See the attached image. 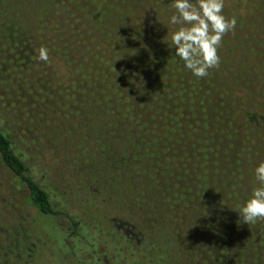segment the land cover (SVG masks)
Wrapping results in <instances>:
<instances>
[{"label": "trees", "instance_id": "1", "mask_svg": "<svg viewBox=\"0 0 264 264\" xmlns=\"http://www.w3.org/2000/svg\"><path fill=\"white\" fill-rule=\"evenodd\" d=\"M35 3L49 13V21L29 17V7L20 3H0V34L8 27L17 31L25 55L22 64H0V162L24 184L36 211L33 216L21 213L22 222L28 223L27 241L21 240L18 250L0 257V264H25L42 250L53 264H264V221L242 228L218 198L224 189L239 186L236 205L240 208L259 187L253 169L260 161L244 160L246 150L264 149V110L251 104L253 93L246 86L249 81L257 84V74L248 62L234 55L229 60L234 80L225 82L209 70L206 77H194L174 54L167 35L135 46L131 36L143 38L148 29L143 0ZM104 3L113 7L110 25L123 35L97 43L81 31L104 12ZM259 4L264 5V0L252 9L260 8ZM241 12L250 15L247 21L252 24L260 17L254 11L255 19L242 6ZM140 15L137 26L132 20ZM223 40L229 43L230 35L226 33ZM50 44L63 53L69 66L79 63L76 70L90 84H95L97 75L106 85L110 98L100 110L101 119L95 120V131L83 121L62 124L33 110L49 87L40 79L42 74L27 78L22 72H31L35 52ZM88 53L99 57V62L90 60V66L78 62ZM127 78L155 91L151 98L155 111L137 114L132 133L116 114L133 108L131 98H121L125 93L119 83ZM165 87L168 93L161 92ZM191 89H203L208 95L200 100L211 113L202 128L187 120L193 101L184 95ZM7 123L50 133L57 158L51 161L43 154L22 151ZM67 126L87 138L95 133L97 142L106 136L126 147V152L111 155L100 147L92 163L86 161L82 167L69 162L68 145L75 136L65 130ZM167 140L177 143L173 146ZM180 140L192 142L194 148L179 147ZM192 158L197 162L194 168L188 167ZM44 173L60 181V192L50 187ZM37 176L44 179L39 182ZM75 187L79 195L73 194ZM83 205L88 210H81Z\"/></svg>", "mask_w": 264, "mask_h": 264}, {"label": "rangeland", "instance_id": "2", "mask_svg": "<svg viewBox=\"0 0 264 264\" xmlns=\"http://www.w3.org/2000/svg\"><path fill=\"white\" fill-rule=\"evenodd\" d=\"M12 2L13 4L20 3L23 8L28 6L26 14L29 17L35 19L43 18V22L49 21V13L44 8H39L35 3V0H0V3ZM106 1V0H101ZM137 1V0H129ZM261 0H224L223 15L227 19H236V26L234 30L227 32L230 35L231 41L226 42L222 39L217 54L219 56V64L216 67L210 68L214 74H217L219 78H222L225 82L234 80V71L229 63V60L235 57L248 62V65L257 74V84L249 81V92H252L251 104L256 109L264 110V5H260V8L253 10V6L259 3ZM143 5L147 8L148 29L145 31V36L139 38L131 36L133 44L138 46H146L148 43L146 40H150L154 36H160L162 34L171 38L173 32L179 30L184 25L169 24V18L174 14L175 10L171 7V0H143ZM245 7L249 10L253 17L257 19L254 11L260 15L259 19L252 23L248 22L246 12L240 13V9ZM104 12L96 15L95 22L89 24L88 28H83L81 32L87 35L88 38L94 37L97 43H102L108 38L116 35H123V32L110 25V17L113 7L108 4L103 5ZM138 16V15H137ZM244 16V17H243ZM141 15L139 19L132 20V23L139 25ZM245 18V19H244ZM136 20H138L136 22ZM47 32L49 28L45 27ZM91 31V32H89ZM80 33V32H79ZM78 33V34H79ZM239 36V37H237ZM23 41L17 31L8 27L4 33L0 34V64L8 62L13 65L22 64L25 61V55L22 53ZM41 48H45L48 51V61H42L39 59V52ZM166 51V50H165ZM167 52V51H166ZM92 54L88 53L85 56H79V61L86 64V66L92 65L90 60L99 62V57H92ZM36 56V57H35ZM180 59V58H179ZM31 72L26 70L22 72V75L27 78H32L35 73L42 74L40 78L43 82L48 84L49 93L40 96L44 98L39 103L33 106V110L36 113H44L46 117L52 119H58L62 124L68 123L71 125L73 121H83L86 125L93 128L95 131V120L98 121L103 115H101V109L107 105V99L109 93L106 85L100 81L99 76L95 75V84L89 83L87 79L83 78L81 73L76 70L79 63H76L72 67L67 64L64 59L63 53L59 51L55 46L51 44L41 46L38 52H35L34 59L31 61ZM44 67V69L42 68ZM2 68L0 66V73ZM21 73V72H20ZM19 73V75H20ZM15 74H18L16 72ZM163 85L164 79L162 80ZM121 90L125 93L121 98H131V104L133 108L130 111H116L123 120L128 123L125 127L128 132H133L134 126L137 121V114L145 113L147 116L155 111L151 98H154L155 91L151 86H146L138 80H131L127 78L119 83ZM245 87V88H246ZM1 92V89H0ZM163 93L168 91L166 87L162 89ZM172 93V92H169ZM193 101V108L188 111L187 120L189 124L195 126L199 125L200 128L204 126L205 119L211 117L209 106H205L200 103L203 98H208V95L203 89L195 92L191 89L184 95ZM203 97V98H202ZM153 104V105H152ZM206 108V111L204 110ZM54 117V118H53ZM110 122V119H106ZM113 122V121H111ZM133 129H132V128ZM6 128L11 132L13 139L18 143L20 149L25 153H30L32 156L36 154H43L47 156L51 161L57 158L55 153V147L53 144V136L47 131H32L26 129L21 124L7 123ZM65 130H69L75 139L68 145V150L71 152L69 162L78 164L83 167L86 161L92 163V160L96 159V150L103 147L106 151L112 154L121 155L126 152V147L122 144H115L113 141L108 140L106 136L98 138V142L95 141V133H89V137H84L82 133L73 131L70 126H67ZM110 128L105 129V132H110ZM191 131L190 133H192ZM201 134L199 133L198 136ZM195 137V136H194ZM188 141V140H187ZM168 144L175 146L177 141L167 140ZM179 147H190L192 142L187 143L184 140H180ZM53 147V148H51ZM51 148L52 150H48ZM194 148V144L192 145ZM128 149V148H127ZM129 151V150H128ZM131 153V152H129ZM244 160H259L264 161V149L261 150H246ZM255 159V160H254ZM194 158L188 161V167L194 168ZM32 163H30L31 165ZM85 166V165H84ZM62 170L58 167V171ZM45 180H48L50 187L53 190L56 189L60 192V181L51 179L44 173ZM43 176H37L39 182L44 179ZM254 187V186H253ZM237 189V190H236ZM241 187H231L224 189L222 193H218V198L223 202L224 206L231 209L234 212L239 224L242 228H248L249 225L240 223V217L236 210L238 209L236 202L241 195L239 191ZM14 192V193H12ZM12 193V194H11ZM79 188L75 187L73 194L79 195ZM10 198H12L10 200ZM12 204L9 206L10 202ZM81 210H88L87 206H82ZM25 215L33 216L36 214L34 207L29 203L28 194L24 184H22L11 172L5 169L0 162V257H7L13 250H18V245L21 240H26V225L28 223L22 222L20 219L21 213ZM11 216V217H10ZM15 221V222H14ZM264 221V220H262ZM17 222V223H16ZM10 229V232L7 231ZM6 237L4 238V236ZM3 239V240H1ZM44 250L47 248L41 242ZM34 252V251H33ZM23 255V252L20 254ZM25 264H53L50 262L49 257L45 251H41L39 255L34 253L29 257V260Z\"/></svg>", "mask_w": 264, "mask_h": 264}, {"label": "clouds", "instance_id": "3", "mask_svg": "<svg viewBox=\"0 0 264 264\" xmlns=\"http://www.w3.org/2000/svg\"><path fill=\"white\" fill-rule=\"evenodd\" d=\"M171 7L175 12L169 24L184 25L171 35L174 54L194 77H206L210 68L218 66V47L224 35L234 30L236 19H227L222 14L224 0H171ZM39 59L48 61L47 49H40ZM253 172L259 187L252 190L240 208L234 209L240 223L247 225L264 220V161Z\"/></svg>", "mask_w": 264, "mask_h": 264}]
</instances>
